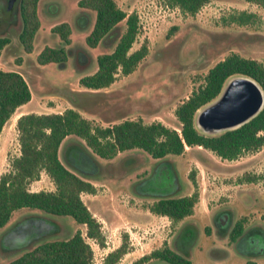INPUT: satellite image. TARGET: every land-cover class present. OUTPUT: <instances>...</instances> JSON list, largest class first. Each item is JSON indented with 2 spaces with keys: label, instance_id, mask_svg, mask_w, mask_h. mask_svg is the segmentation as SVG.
<instances>
[{
  "label": "rangeland",
  "instance_id": "rangeland-1",
  "mask_svg": "<svg viewBox=\"0 0 264 264\" xmlns=\"http://www.w3.org/2000/svg\"><path fill=\"white\" fill-rule=\"evenodd\" d=\"M10 1L11 6L7 8L9 0H0V34L15 38L20 28L18 4L17 0ZM114 1L126 13L137 15L138 32L130 50L145 40L147 52L131 72L122 74L118 71L114 80L100 89L112 92L111 96L85 93L67 96L64 92L69 88H82L78 78L96 69V55L112 50L124 29L122 19L95 46H88L85 35L92 26L94 11L79 7L77 0H38L39 27L33 36L30 53L17 64L14 57L21 53V48L15 43L10 46L17 48L7 51L9 54L5 53L4 58L0 56V68L15 66L20 71L26 70L22 75L30 90L29 100L15 107L1 126L0 172L7 170L8 159L18 153L15 119L19 112L61 111L72 107L93 123H104L105 118L101 116L113 117L122 110L123 117L139 118L143 122L159 120L178 129L179 122L173 112L175 106L202 81V76L215 61L227 52L235 51L264 64V4L208 0L193 14H188L165 0ZM240 10L253 12L254 16L246 23L232 20L231 16ZM16 15L17 19H12ZM60 21L67 22L70 27V42L66 45L70 51L66 60L62 65L54 61L38 65L35 54L44 44L58 42V37L51 35L50 27ZM3 59L9 64L5 65ZM106 96L113 98L108 100ZM130 152H137L136 158L124 160L123 154ZM163 158H154L139 148H131L118 152L109 160L99 159L104 167H99L96 172L110 171L100 173L97 179H89L95 185L93 193H80L82 201L100 222L104 236L102 246L94 239L84 237L92 249L93 264H103L104 255L121 242L124 233L127 252L113 264H129L164 244L172 248L178 228L186 221L196 225V235L187 246L191 264H245L246 260L251 264H264V244L260 242L258 232L248 233L255 242L250 247L244 241L222 237L214 227L225 220L218 211L213 213L222 207H231L233 218H241L243 226L261 222L264 179L258 176L264 173V144L232 159L221 158L199 145H186L180 154H168ZM107 162L113 165L107 168ZM49 181V177L43 175L41 182L45 183L42 186L51 187ZM193 190L197 192L193 211L180 220L172 222L167 216L148 209L156 196L189 194ZM28 211L32 210H14L0 233ZM55 217L61 221V229L42 233L35 241L64 238L76 229L84 235V225L76 223L71 216ZM29 224L16 230L24 232ZM206 226L208 229L204 230ZM6 237L4 245V237L0 238V264L14 257L21 245L35 243H27L24 233L12 229ZM255 245V253H250ZM144 264L170 263L152 259Z\"/></svg>",
  "mask_w": 264,
  "mask_h": 264
},
{
  "label": "trees",
  "instance_id": "trees-1",
  "mask_svg": "<svg viewBox=\"0 0 264 264\" xmlns=\"http://www.w3.org/2000/svg\"><path fill=\"white\" fill-rule=\"evenodd\" d=\"M37 1L17 0L20 28L13 41H10L7 34H0L2 56L14 50L15 46L10 45L15 43L19 44L22 52L32 50L33 36L39 27ZM165 1L169 5L178 6L185 13L193 14L208 0ZM245 1L264 4V0ZM77 5L94 11L92 26L85 35L88 46H95L122 19L124 29L112 50L96 55V69L78 78V85L82 88H69L64 92L67 96L78 93L111 96L112 92L100 89L110 84L118 71L122 74L131 72L147 52L145 40L130 50L138 32L137 15L135 12L126 13L114 0H77ZM253 16V12L240 10L231 18L238 23H246ZM50 32L58 37V42L54 45L44 44L35 54V61L39 64L54 61L62 65L70 51L66 46L70 42L69 24L60 21L50 27ZM21 60L20 54L14 57L17 64ZM237 73L252 77L264 92V64L255 58L229 51L208 67L202 81L175 106L173 112L179 122L178 129L159 120L143 122L139 118L123 117L122 110L113 117L101 116L106 120H102L104 123H93L72 107L61 111L20 113L15 119L18 153L8 159L9 167L0 173V228L5 226L14 210L26 208L32 211L4 228L0 238L4 237V245L6 234L12 229L24 233L27 243H35L21 245V250L4 264H93L92 249L84 237L92 238L102 246L104 236L100 222L82 201L80 193H93L95 185L89 179H97L100 173L110 171L97 173L99 167H104L100 158L109 160L118 152L131 148H139L154 158H163L168 154H180L186 145H199L221 158L232 159L264 144V104L245 122L218 133H202L194 126L193 117L197 108L212 100L219 93L225 79ZM29 98L30 90L21 73L12 68H0V129L15 107ZM107 98L110 100L113 97ZM136 156L137 152L123 154L124 160ZM109 165L113 164L107 162L106 167L110 168ZM41 171L51 180L53 189L30 190L27 184L38 179ZM258 177L264 179V173ZM196 200L195 190L189 194L160 195L148 204V209L175 222L192 213ZM55 215L71 216L76 223L84 225V235L76 229L64 238L35 241L42 233H53L61 229V221ZM260 217L261 222L254 225H264V213ZM25 223L32 225L29 224L30 227L27 226L24 232L16 230ZM206 229L207 226L204 227ZM243 230L242 219H234L227 233L228 239H236ZM177 232L174 247L164 244L129 264H144L152 259L170 264H191L187 246L196 235V225L190 221L182 222ZM125 252L127 241L124 233L121 242L104 255L103 264H113ZM251 263L245 261V264Z\"/></svg>",
  "mask_w": 264,
  "mask_h": 264
},
{
  "label": "water",
  "instance_id": "water-1",
  "mask_svg": "<svg viewBox=\"0 0 264 264\" xmlns=\"http://www.w3.org/2000/svg\"><path fill=\"white\" fill-rule=\"evenodd\" d=\"M10 6L9 0L7 8ZM263 104L264 92L260 85L248 75L233 74L225 79L219 93L212 100L197 108L193 123L202 133H218L245 122Z\"/></svg>",
  "mask_w": 264,
  "mask_h": 264
},
{
  "label": "crops",
  "instance_id": "crops-1",
  "mask_svg": "<svg viewBox=\"0 0 264 264\" xmlns=\"http://www.w3.org/2000/svg\"><path fill=\"white\" fill-rule=\"evenodd\" d=\"M36 6H37V3H36ZM11 40V39H10ZM49 45V44H48ZM15 48H17V46H15ZM28 53H30V52H28ZM28 53H25V52H22V50H21V53H20V55H21V57H22V60H23V56L24 55H27ZM6 54H9V53H6ZM0 56L2 57V58H4V57H6L5 55L4 56H2V53L0 54ZM3 63L5 64V65H7V64H9V63H7V61L6 60H4L3 59ZM37 63V62H36ZM38 65H40L39 63H37ZM15 67V66H14ZM14 67H9V68H12V69H15V70H17L19 73H21V75L23 74V72L22 71H20V70H18L16 67L14 68ZM6 69H8V67L6 68ZM23 76V75H22ZM70 89H73V88H70ZM24 112H28V111H24ZM20 113H23V112H19L18 114H16V116L17 115H19ZM6 140H7V137H6ZM0 169H1V159H0ZM5 171V170H4ZM1 173V172H0ZM43 175L44 176H47L45 173H44V171H41L40 172V175H39V178L38 179H33V180H31L28 184H27V187L30 189V190H38V189H46V188H44L42 185H43V183H45V182H41V179L43 178ZM48 177V176H47ZM50 183H51V187H49L48 189H53L52 187H53V183L51 182V180L49 181ZM195 204V203H194ZM194 206V205H193ZM219 212V214H220V216H222V211L224 212V211H229V212H231L232 211V220H234V218H233V213H234V211H233V209L231 208V207H222L221 209H219V210H215L213 213H216V212ZM229 219V218H228ZM220 223V222H219ZM255 223H258V222H255ZM255 223H252V224H250V225H248V226H244V230L241 232V234H247L248 235V233H250V231H257V232H259V229L261 230V231H263V235H264V225L263 224H260V225H254ZM262 225V226H261ZM221 226H218V223L215 225V227H214V229H217L218 228V230L220 231L219 232V234H221V236L223 237L224 235H222V234H224V233H222L223 231H222V227L220 228ZM255 228H258V230H256ZM2 231V230H1ZM241 234H239V236L241 235ZM177 236H178V232H177ZM177 236H175V239H174V243H175V240H176V238H177ZM239 236L236 238V241H238V238H239ZM174 243H173V245H174ZM174 247V246H173ZM263 250H264V248H263ZM245 262V261H244Z\"/></svg>",
  "mask_w": 264,
  "mask_h": 264
},
{
  "label": "flooded vegetation",
  "instance_id": "flooded-vegetation-1",
  "mask_svg": "<svg viewBox=\"0 0 264 264\" xmlns=\"http://www.w3.org/2000/svg\"><path fill=\"white\" fill-rule=\"evenodd\" d=\"M7 17V16H6ZM14 18H16L17 19V15L16 16H14L12 19H14ZM12 23V22H11ZM7 28V27H6ZM1 31V30H0ZM3 31V30H2ZM5 31H6V33H9V31H8V29L6 30L5 29ZM9 38L11 39L10 41H13L14 40V38L13 37H10L9 36ZM25 57H27V55H24L23 56V58H25ZM26 70L25 69H22V72H25ZM27 74V76H29V72H27L26 73ZM173 177V184H174V186H175V182H176V179H175V177H174V175L172 176ZM222 215H223V218H224V220H225V222H223V219H222V221L220 222V223H218V226H221L223 229H225L223 232H224V236H227V233H228V231L230 230V228H231V226H232V224H233V220H232V212H229V211H222ZM229 218V219H228ZM220 227V228H221ZM257 234H259L260 235V237H261V243H263L264 244V235H263V231H261V230H259V232L257 233ZM250 236L251 235H247V234H241L240 236H239V238H238V240H239V242H241V241H244L245 243H246V245L247 246H251V245H254L255 244V242H254V239H251L250 238ZM238 237V236H237ZM248 237V238H247ZM260 243V244H261ZM256 248H257V245H255V247L253 248V250L254 251H251L250 253H255V250H256ZM263 248H264V246H263Z\"/></svg>",
  "mask_w": 264,
  "mask_h": 264
}]
</instances>
